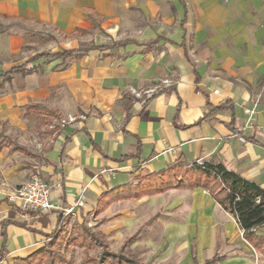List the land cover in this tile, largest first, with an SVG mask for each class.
I'll list each match as a JSON object with an SVG mask.
<instances>
[{
  "label": "crops",
  "instance_id": "1",
  "mask_svg": "<svg viewBox=\"0 0 264 264\" xmlns=\"http://www.w3.org/2000/svg\"><path fill=\"white\" fill-rule=\"evenodd\" d=\"M0 17L62 35L34 49L40 40L0 30V74L48 54L0 77V264L35 258L72 221L8 199L33 174L78 222L149 204L171 264H264L235 216L179 174L211 161L264 189V0H0ZM52 115L75 120L50 129ZM158 176L169 187L155 191ZM128 235L133 248L151 241Z\"/></svg>",
  "mask_w": 264,
  "mask_h": 264
},
{
  "label": "trees",
  "instance_id": "2",
  "mask_svg": "<svg viewBox=\"0 0 264 264\" xmlns=\"http://www.w3.org/2000/svg\"><path fill=\"white\" fill-rule=\"evenodd\" d=\"M72 50H63L60 55L64 56L71 53ZM48 54H36L33 58L42 57ZM29 59L22 64L14 65L8 70L2 72L0 77L9 79L14 72L27 74L32 71V66H25L33 59ZM37 105H28L26 111L38 110ZM17 149L19 146L16 147ZM182 181L188 186H203L211 196L228 212L235 214L243 237L256 249L264 253V237L255 233L253 228L264 223V189L259 183L245 179L233 170L227 169L222 163L203 161L191 169L184 170ZM178 174V175H179ZM176 174L171 181H176ZM159 177V176H158ZM155 191H160L171 184L170 179L165 180L159 177ZM149 182H142L136 185V188H144ZM132 189V188H126ZM154 190V189H153ZM125 191V190H124ZM127 191V190H126ZM123 190H119L115 195L105 199L97 212L103 211L112 201L124 197ZM78 222V220H76ZM75 223V233L67 239L68 246H79L86 249L101 248L100 259L97 262L95 258H88L91 264H144L136 256L121 251H113L108 247V241L100 231L93 232L86 226L84 220ZM62 230L56 236L49 240L48 244L39 250L33 259H17L12 264H61L66 262V258L60 251L64 233ZM130 237L125 246L133 241ZM67 246V247H68ZM67 248L64 249L66 251ZM219 259L218 255L196 264H215Z\"/></svg>",
  "mask_w": 264,
  "mask_h": 264
},
{
  "label": "rangeland",
  "instance_id": "3",
  "mask_svg": "<svg viewBox=\"0 0 264 264\" xmlns=\"http://www.w3.org/2000/svg\"><path fill=\"white\" fill-rule=\"evenodd\" d=\"M1 29L7 32H21L25 36H31L35 40H40L36 43L34 49H38L41 45L42 48H44L46 45L54 43L53 41L55 40L56 43H54L53 49H57L58 46H62L59 43L62 35L51 26L39 25L35 23L25 24L18 20L0 17V30ZM84 36L86 38L90 37L89 34H84ZM54 117L55 115H52L50 118V122L48 124L50 129L58 127V125L54 123ZM36 132L35 136L39 137L40 131L36 130ZM148 205L149 204L138 203L130 206L129 208L127 205L124 206L120 204L112 216H103L102 219H100L102 216L98 218L88 217L84 220V222L93 232L100 231L108 241V247L113 251H121L124 253L131 252L137 258L139 257V260H142L146 264H171V258L173 256L171 257L170 255L169 258L168 254L170 245L169 243H166V241L164 242V239L166 240L167 237L164 235L158 243L157 241L154 242V244L152 243L154 237L152 223L154 220L150 219L151 215L149 213L151 211H149L150 209H147ZM76 222V220H72L66 229H64L66 230L64 233V240H62L59 249L65 256L66 262L61 264H91V261L89 262L88 258H95L98 262L102 252L101 248L89 250L84 247L67 245V239L75 233L74 225ZM136 228L145 232L146 235L144 236V240L148 239V241H151L148 243L142 242V245L140 244L136 246V248H133L134 245L125 246L124 241L128 238V234L136 230ZM65 248H67L66 251H64ZM183 258L184 257L181 256V261Z\"/></svg>",
  "mask_w": 264,
  "mask_h": 264
},
{
  "label": "built area",
  "instance_id": "4",
  "mask_svg": "<svg viewBox=\"0 0 264 264\" xmlns=\"http://www.w3.org/2000/svg\"><path fill=\"white\" fill-rule=\"evenodd\" d=\"M164 82L168 83V80H164ZM151 91L153 90L136 91L134 89H131V92L137 97H141L143 94H148ZM245 111L248 113V119L251 120V116L254 112L253 109H246ZM74 120L75 117L71 115H67L65 117H54V123H56V125L60 127L72 123L74 122ZM259 128L264 132V125H261ZM57 186H59V184H57ZM51 190V184H49L44 178L40 177L39 175L33 174L27 180H25L19 187L11 191L8 194V199L11 201H18L20 207L25 211L48 213L51 212L53 209L58 208L61 210L62 216H69L72 220H75L73 206H57L52 201ZM233 215L236 218V215Z\"/></svg>",
  "mask_w": 264,
  "mask_h": 264
}]
</instances>
